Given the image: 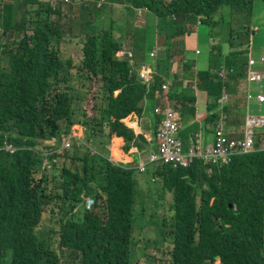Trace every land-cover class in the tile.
I'll return each mask as SVG.
<instances>
[{
	"label": "trees",
	"instance_id": "trees-1",
	"mask_svg": "<svg viewBox=\"0 0 264 264\" xmlns=\"http://www.w3.org/2000/svg\"><path fill=\"white\" fill-rule=\"evenodd\" d=\"M64 1L15 0L12 6L0 0V264H60L64 250L78 264H132L135 169L113 163L103 151L112 136L123 139L124 152L149 149L145 138L123 120L139 115L140 103L155 90L163 99L160 87L166 71L162 65L158 71L160 60L148 89L130 63L117 57L121 45L110 25L96 22V13L108 0ZM122 1L153 14L157 31L169 29L166 40L190 34L197 23L206 26L208 68L192 71L190 79L196 80L197 89L204 82L216 101L227 88L218 77L221 69L233 70L228 80L247 74L253 31L245 23L252 18L255 1L264 0ZM61 11L69 13L65 22ZM73 23L79 25L82 41L77 64L62 61L58 53ZM182 90L176 95L184 106L190 90ZM87 100L93 102L91 115ZM210 117L217 119V113ZM73 125L86 130L87 140L51 154L48 177L43 152L57 148L59 135L70 133ZM196 130L195 123L179 130L183 150ZM96 134L105 138L97 140L99 150L84 146L96 141ZM6 144L17 151L9 154L3 149ZM149 173L160 185L158 199L163 192L171 195V214L160 220L159 232L170 239V264H264L263 151L255 148L222 165H204L198 159L187 168L159 163ZM87 197L94 201L88 209ZM51 203L61 211L58 230L50 229L57 236V249L48 239L41 240L38 231Z\"/></svg>",
	"mask_w": 264,
	"mask_h": 264
},
{
	"label": "crops",
	"instance_id": "crops-1",
	"mask_svg": "<svg viewBox=\"0 0 264 264\" xmlns=\"http://www.w3.org/2000/svg\"><path fill=\"white\" fill-rule=\"evenodd\" d=\"M2 1L7 4L11 3L12 6L16 4L15 0ZM258 2L255 1L254 5ZM259 9L258 15L263 16L264 6H260ZM96 22L102 26L110 25L114 38L121 45V50L132 54L131 65L137 76L142 66L149 67V70L154 72V75L158 74L155 66L160 60H163L158 66V71H161V65L162 70L166 71L162 73V78L163 84L166 83L168 86V91H164L163 96H166L169 92L167 95L170 96L168 98L169 104L180 117L179 130L181 131L184 124L191 125L195 123V125H198V130L192 135L191 144L186 150L194 147L198 152H204L211 146L213 143L212 128L216 117L211 121L210 116L212 113H218L220 107L217 105L216 95L214 93L208 94L206 89H204V82H201V87L197 89L196 80L190 79V74L193 72L205 71L208 68V54L202 56L197 34H185L166 40L169 29L162 32L157 31V18L153 14L144 8L135 10L122 0H108V3L101 11L96 13ZM260 43L259 45L264 47V40ZM225 51H227V48ZM150 53H154L155 57H150ZM249 57L254 58L252 55H249ZM259 58L264 59V54H261ZM253 60L256 63L253 69L256 70L252 69V71L264 74V61L259 64L258 58ZM184 65L190 67L191 70H185ZM165 75H168L167 79ZM175 81L181 82V84H176ZM226 84L229 98L225 106L228 107L226 113L228 120L226 134L231 138H242L251 133L258 140L261 135H264V115L251 116L248 113V103L250 101L256 102L254 97L259 92L264 94V76L260 82L250 83L247 81L246 75H244L236 80L229 79ZM185 86L190 91L185 95L186 100L183 106L179 97L182 94V88ZM247 92L252 94V99H246ZM176 94H179V97ZM256 103L259 107L264 105ZM161 104H163L162 95L157 89L147 95L140 103L141 113L128 116L123 120L124 124L132 128L136 134H141L145 139L152 138L155 127L160 120V116L155 114L154 109L158 105L161 106ZM255 120H258L259 123L255 124ZM202 124L207 130V136L211 135L209 138L203 137L200 133L199 128ZM82 131L83 127L80 125H73L70 129V133L77 134L79 139L80 137L82 138ZM52 144L54 143L52 142ZM124 144L122 138L112 136L110 142L104 146L103 154L113 163L125 165L135 169V171L137 170V163L143 162L148 151L154 149L153 143V146H149L147 151H139L137 148L131 147L129 151L124 152Z\"/></svg>",
	"mask_w": 264,
	"mask_h": 264
},
{
	"label": "rangeland",
	"instance_id": "rangeland-1",
	"mask_svg": "<svg viewBox=\"0 0 264 264\" xmlns=\"http://www.w3.org/2000/svg\"><path fill=\"white\" fill-rule=\"evenodd\" d=\"M58 4V2H56ZM264 6V4L259 1L256 5L253 6V17L248 19V23H245L252 27L253 34L249 39V55H252L254 58H258V63L261 64V54H264V47L260 46L259 43L264 40V15L259 16V7ZM64 8V7H63ZM66 8V7H65ZM79 10L74 9L73 12L77 13ZM61 22H65L67 20V15H69L66 11H61ZM15 14H20V11H17ZM226 14L229 13L227 12ZM20 15L16 18V20H20ZM234 28H237L235 24H233ZM192 32L196 33L198 36V41L200 43V50L202 56L208 54V29L206 26L199 25V23L192 26ZM1 32V31H0ZM190 33V34H191ZM185 35V34H184ZM254 35V37H253ZM15 42V38H11L9 43L12 44ZM81 36L79 32V25L74 23L72 25V29L70 34H67L62 43L59 45V57L62 61L71 59L74 63H78L81 57V53L79 51V46L81 44ZM214 42H217L214 40ZM219 42V40H218ZM261 44V43H260ZM253 58V59H254ZM148 60V59H147ZM257 62V61H256ZM4 66H7V62L4 61ZM132 66V65H131ZM74 85V83H73ZM92 101L87 100L85 107L91 115L93 113L92 110ZM248 113L251 116H262L264 115V105L259 107L255 101H250L248 103ZM228 122V120H227ZM228 124V123H227ZM200 133L203 137H210L209 134L207 136V130L204 128V125L199 129ZM83 128L82 138L80 137V141H77L79 144L85 143L87 140V132ZM79 133V132H78ZM78 138L77 134H73ZM96 141L91 140L89 143L84 145L87 148L92 146V148L99 150L96 142L98 139L100 141L105 140V138L98 136L96 134ZM179 135V133H178ZM181 139V138H180ZM182 142V141H181ZM42 146V145H41ZM40 146V147H41ZM53 146H55L53 144ZM183 146V144H182ZM43 147V146H42ZM52 149H47L45 152L51 151ZM93 152V151H91ZM69 166V162L66 163ZM138 164V163H137ZM149 168L151 165L146 167V171L144 173H139L137 170L134 173L136 183H135V191H136V204H135V221H134V229L132 233L133 243L131 247V263L132 264H170V239L166 233L160 236V220L162 218L168 219L170 216V203H172L171 195L167 192H163V197L158 199L157 191L160 192V185L157 184L156 181L152 180ZM43 170H48L46 174L49 175L51 172L50 168H44ZM157 190V191H156ZM159 194V193H158ZM53 210V214L50 210ZM44 215L41 224L39 225L38 231L42 233L40 235V239H48L52 242L51 246L53 249H57V236L50 231V229L57 231L58 230V221L61 218V211L54 207V204L51 203L47 209L44 210ZM154 214V218L150 221V214ZM60 264H78L76 259L71 257L69 251H62L59 253Z\"/></svg>",
	"mask_w": 264,
	"mask_h": 264
},
{
	"label": "built area",
	"instance_id": "built-area-1",
	"mask_svg": "<svg viewBox=\"0 0 264 264\" xmlns=\"http://www.w3.org/2000/svg\"><path fill=\"white\" fill-rule=\"evenodd\" d=\"M68 0H65L66 3ZM79 1V0H76ZM104 1V0H103ZM97 3V7L101 6L104 2ZM197 53V52H196ZM117 57L119 59L127 60L130 65L132 62V54L128 52H123L122 50L117 52ZM150 57H155L154 53H150ZM264 61L261 58V63ZM256 65L252 58H249L247 64V74L246 78L248 82H260L264 74L257 71H252L253 67ZM256 70V69H253ZM233 73L232 69L226 70L221 69L218 72V77L223 82H227L229 75ZM154 72L149 70V67L142 66L138 72V77L140 81L149 89L151 83L153 82ZM163 91H168V86L166 83L162 84L160 87ZM228 93L225 88L222 89L221 95L218 99V105L220 110L217 113V119L214 123L213 134L214 140L211 146H209L204 152H198L196 148L192 147L186 151L183 150L181 139L178 135L180 125V117L172 109L169 104L168 97L163 96V104L158 105L154 112L160 116V120L157 123L154 136L152 138H146V143L148 146H153L154 149L149 150L145 156V160L137 164V171L139 173H144L148 165H156L162 163L164 165H170L173 168H187L191 165L193 160L198 159L203 162L204 165L208 164H229L234 157L247 154L255 150H261L264 152V135H261L258 140L251 133L242 138H229L226 134L227 128V115L224 113V107L228 101ZM246 99H251L249 92L246 94ZM258 103L264 102V94L259 93L256 96ZM255 124L259 121L255 120ZM52 141V140H51ZM49 141V142H51ZM73 141H80L75 135L68 133H61L59 135V140L56 143L57 148L52 149L48 152H43V164L44 168L50 167L49 157L51 154L59 155L63 151L70 149L71 143ZM81 142V141H80ZM257 142V143H256ZM55 143V142H54ZM256 144H258L256 146ZM9 154H13L17 151V148L11 144H6L3 148ZM56 162V159H53ZM94 204L93 199L90 197L85 198L84 207L86 209L90 208Z\"/></svg>",
	"mask_w": 264,
	"mask_h": 264
}]
</instances>
